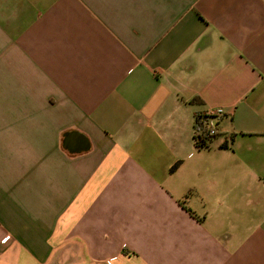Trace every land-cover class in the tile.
Returning <instances> with one entry per match:
<instances>
[{
    "label": "crops",
    "instance_id": "1",
    "mask_svg": "<svg viewBox=\"0 0 264 264\" xmlns=\"http://www.w3.org/2000/svg\"><path fill=\"white\" fill-rule=\"evenodd\" d=\"M0 264H264V0H0Z\"/></svg>",
    "mask_w": 264,
    "mask_h": 264
},
{
    "label": "built area",
    "instance_id": "2",
    "mask_svg": "<svg viewBox=\"0 0 264 264\" xmlns=\"http://www.w3.org/2000/svg\"><path fill=\"white\" fill-rule=\"evenodd\" d=\"M224 114V109L221 107L211 108L201 116L200 122L203 126L204 131L208 137H214L218 134L219 131V119ZM10 236H7L5 239H9ZM4 239V240H5Z\"/></svg>",
    "mask_w": 264,
    "mask_h": 264
},
{
    "label": "trees",
    "instance_id": "3",
    "mask_svg": "<svg viewBox=\"0 0 264 264\" xmlns=\"http://www.w3.org/2000/svg\"><path fill=\"white\" fill-rule=\"evenodd\" d=\"M205 113L201 112L199 114L196 115V132H195V143H196V147L198 148H203L208 146L209 142L211 140H213L216 136L214 137H208V135H206V131H204L203 126L201 125L202 123L200 122V118L201 116ZM179 163H177L176 165H174L171 168V171L175 170L178 167Z\"/></svg>",
    "mask_w": 264,
    "mask_h": 264
},
{
    "label": "rangeland",
    "instance_id": "4",
    "mask_svg": "<svg viewBox=\"0 0 264 264\" xmlns=\"http://www.w3.org/2000/svg\"><path fill=\"white\" fill-rule=\"evenodd\" d=\"M4 241H7V239H5Z\"/></svg>",
    "mask_w": 264,
    "mask_h": 264
}]
</instances>
